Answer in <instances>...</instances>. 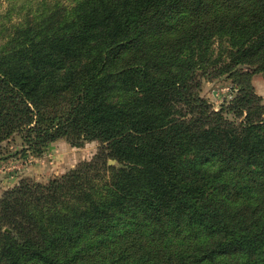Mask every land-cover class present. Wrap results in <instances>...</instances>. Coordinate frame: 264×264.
Listing matches in <instances>:
<instances>
[{
    "label": "trees",
    "instance_id": "16d2710c",
    "mask_svg": "<svg viewBox=\"0 0 264 264\" xmlns=\"http://www.w3.org/2000/svg\"><path fill=\"white\" fill-rule=\"evenodd\" d=\"M38 4L0 27V143L102 145L48 185L4 194L0 264H164L171 227L203 247L193 264H264V104L239 83L216 111L193 81L216 35L229 71L264 69V0ZM188 9L195 19L171 31Z\"/></svg>",
    "mask_w": 264,
    "mask_h": 264
},
{
    "label": "rangeland",
    "instance_id": "374dc122",
    "mask_svg": "<svg viewBox=\"0 0 264 264\" xmlns=\"http://www.w3.org/2000/svg\"><path fill=\"white\" fill-rule=\"evenodd\" d=\"M40 0H0V27L9 26L13 23L24 20L25 15L38 7ZM68 2L69 0H64ZM189 1V4H192ZM191 6V5H190ZM188 9L179 14L176 18L170 17L172 29L176 24L175 33L181 29H187L190 22L195 19ZM171 13L170 16H173ZM183 37L181 40L186 38ZM175 35H171L170 43H174ZM180 40V41H181ZM179 41V42H180ZM230 46L226 38L216 35L209 46L208 54L196 67L194 82H198V92L209 103L213 109L218 111L223 105H229L238 93L239 83H249L255 93L261 97L264 104V69L248 64H240L229 71V50ZM237 49V48H236ZM101 142L98 140L86 141L77 146L66 138H59L51 142L39 153L27 150L22 136L18 133L0 143V199L4 194L21 185L23 182L32 184L48 185L53 179L59 178L70 170L76 168L84 161H90L99 152ZM109 165L121 168L117 160L110 159ZM188 227L182 230H175L171 227L169 242L164 239L158 242L161 252L160 260H167L164 264H193L196 259L191 254L199 253L203 247L194 243ZM5 231L11 232V229ZM16 236V234L12 233ZM153 235L158 239L160 232L154 231ZM154 245V244H153ZM156 245V244H155ZM183 249L185 256H177V251ZM172 252V259L169 258ZM228 256V264L242 262V256ZM209 258V257H207ZM203 261L202 264H215L211 259ZM159 259H152L149 264H157ZM218 261V260H217ZM201 261H197L199 264ZM36 264V263H30ZM219 264V263H216ZM223 264V262H220ZM261 264V263H260Z\"/></svg>",
    "mask_w": 264,
    "mask_h": 264
}]
</instances>
